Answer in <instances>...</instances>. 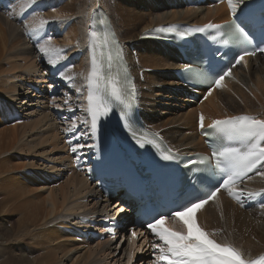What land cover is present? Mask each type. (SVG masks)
Wrapping results in <instances>:
<instances>
[{
  "label": "bare ground",
  "instance_id": "bare-ground-1",
  "mask_svg": "<svg viewBox=\"0 0 264 264\" xmlns=\"http://www.w3.org/2000/svg\"><path fill=\"white\" fill-rule=\"evenodd\" d=\"M114 1L38 0V5L28 6L27 0H0V264L163 262L158 259L159 248H147L144 240L130 246L126 227L115 237L106 236L99 240L93 236L100 229L93 227L92 223L98 225L112 218L128 219L129 214L125 210L120 212L123 207L117 209L115 204L107 205L100 198L95 189L96 182L89 181L71 163L67 148L75 147L78 142L62 140L64 133L76 138L91 125V116L83 106L87 103V47L90 33L95 32L92 27L96 25L93 23L96 12L107 14L125 47L124 58L135 79L136 105L144 125L164 140L172 152L188 153L195 146L202 149V139L196 130L197 114L203 115L204 125L244 112L264 119L263 104L261 111L254 108L243 111L237 103L234 105L235 99L229 94L226 102L232 104L231 108L228 107L232 110L222 109L224 106H220V93L217 92L220 87H214L211 95L202 92L198 101L184 98V88L174 73L183 65L179 61L180 54L175 53L170 45L142 37L146 29L158 24L225 20L229 12L228 3L196 9L187 8L185 0H146L148 13L140 12L138 15L131 13L125 5L114 4ZM52 8H56L64 18L45 26L43 32L30 35L31 28L39 27L41 15L49 20L56 15ZM26 24L28 28H25ZM49 35L53 40L45 44L47 52L41 53L37 44L45 43ZM131 41H134V46H131ZM100 43L95 44L97 48ZM150 46L157 54L141 53L142 47ZM131 47L135 60L129 54ZM138 51L143 59L148 60V67L162 70L156 72L155 79L168 86L164 97L171 96L168 98L170 101H160L167 106L166 110H160L162 108L151 103V91L156 85L151 81V75L145 73L144 78V74H140L141 66L135 65ZM63 57L71 58V65L66 66ZM49 60L57 63L50 64ZM46 65L49 71L42 73ZM241 65L245 70L238 76L242 71L238 70ZM51 71L53 78L49 75ZM61 72L72 79H65ZM233 78L240 86H255L256 92L251 95L264 96V55L245 57L232 69L231 75L225 77L222 87L230 89ZM48 93L52 95L48 96ZM245 99L246 107L255 106L251 98ZM175 101H180L182 108L184 101L193 105L196 122H193L192 111H188L179 113L181 117H173L176 119L174 122L181 124L180 128L166 127V121L161 122L160 118L166 111L169 114L176 111L178 104ZM158 109L162 116L157 114ZM84 118L88 121L85 125L82 123ZM73 121L77 125L76 130L67 131ZM260 171H264V167ZM241 188L246 194L259 193L264 189V177L254 174L244 181ZM199 211L201 225L221 243L233 244L247 258L264 251V208L241 210L220 195ZM169 225L175 223L169 222ZM215 231L218 235L213 234ZM158 245L165 246L160 240Z\"/></svg>",
  "mask_w": 264,
  "mask_h": 264
},
{
  "label": "snow or ice",
  "instance_id": "snow-or-ice-1",
  "mask_svg": "<svg viewBox=\"0 0 264 264\" xmlns=\"http://www.w3.org/2000/svg\"><path fill=\"white\" fill-rule=\"evenodd\" d=\"M220 2H223V0H220ZM27 3L28 6L38 5V0H27ZM227 3L230 14L236 17V19L227 22L226 25L205 24L203 27H194L178 34L187 35L188 32L205 33L208 29H215L218 36L222 38L220 42L225 46L244 43L251 45L252 37L246 31V28L241 26L244 23L243 20H240V23L236 22L237 19H240L237 16V9L240 5H245V0H227ZM52 12L56 13V15L51 20L45 19L41 15L39 18V27L31 28L29 34L35 35L43 32L45 26L53 21H61L64 18L62 14L57 12L56 8H52ZM241 12H243V9H241ZM11 15L9 13V16ZM28 27L26 24L25 28ZM155 31L174 33L177 32V29L174 26L161 27L155 29ZM45 35L47 34L45 33ZM99 39L101 38L96 32L90 33V42L93 44V47H95V42ZM111 39V37L105 35L103 37V43L108 44ZM211 39L216 41L217 36H212ZM52 40L53 37L49 35L45 43L37 44L41 53L47 52L45 44H50ZM258 50L264 52V48H259ZM60 51L63 52L64 50L60 49ZM256 51V48L243 50L235 58V62L214 79V86L222 87V81L226 76L231 75L232 68L240 65L246 56L256 55ZM63 58L66 59V57ZM116 58L123 59L122 52L118 46ZM107 59L109 62L112 61L113 56L111 52H109ZM48 62L53 65L57 63L54 60H49ZM61 76L67 80L72 79L63 72H61ZM88 80L89 91L86 97V111L91 116V130L93 135L98 130L101 117H107L115 106L122 105L120 110L121 119L124 121L123 126L139 147L144 148L146 144H151L157 148L159 147L155 139L147 138V133L138 134L133 129L131 123H129V113L136 98V87L134 83H131L127 77H125V82L122 84L117 76H106L103 71L97 68L95 57H93L91 62V71ZM101 82H103L102 86ZM208 95H211V90H209ZM205 99H207V96H205ZM56 107H60V105H56ZM82 123L87 124L88 121L85 120ZM76 127L77 125L73 121L72 127L67 131L74 132ZM209 127L214 129L221 137H227L231 141L238 142L240 146L237 147L232 144L214 146L211 156H200L195 160H190L188 163L190 165H202L204 166L202 171L213 175L220 173L226 178L218 186H215L205 194L197 196L182 204L179 208L171 210L168 214L160 215L159 218H155L152 222H149L147 227L151 230V233L166 246L153 244V247L159 248L160 255L158 259L160 261H166L167 264H264V256L254 260L246 259L243 253L236 247L230 244H222L212 239V234L205 231L197 223L195 216V213L203 209L210 201L216 200L218 193L222 189L226 190L230 197L236 199L243 206V201L240 200V194L234 193L230 185L235 184L237 180H243L244 178L250 179L248 174L253 172L257 176L264 177V171L258 170L259 167H264V119H258L248 115L232 116L222 120H215ZM200 128L202 130L205 128L202 114L200 116ZM204 134L209 135L207 132ZM79 147H84V145H79ZM76 150V147L72 148L73 152ZM167 151L168 153L171 152L170 149ZM174 158L171 154H162V159L166 161L173 160ZM248 195L250 197L257 195L264 196V189L259 193H249ZM261 207L264 208V203L261 204ZM169 219L175 224H178L179 227L176 229L168 227L167 222ZM131 235L135 239L137 235L136 231H132Z\"/></svg>",
  "mask_w": 264,
  "mask_h": 264
},
{
  "label": "rangeland",
  "instance_id": "rangeland-1",
  "mask_svg": "<svg viewBox=\"0 0 264 264\" xmlns=\"http://www.w3.org/2000/svg\"><path fill=\"white\" fill-rule=\"evenodd\" d=\"M69 1V0H68ZM146 0H126V1H124V0H115L114 1V4H116V3H118V4H120V5H125L126 7H128V8H130V12L131 13H137L138 15H139V13L140 12H142V13H148V9H146L147 8V6L148 5H146ZM60 5H62V3L60 4ZM117 5V4H116ZM155 11H156V8H155ZM153 13V12H152ZM138 34H139V32H138ZM138 36V35H137ZM46 38H47V36H46ZM134 41H131V46H134ZM138 45H141V44H138ZM147 52H151V53H154V54H157V52L154 50V49H152L151 48V46L150 47H142L141 48V53H143V54H145V53H147ZM129 54L130 55H132V57L134 58V50H133V48L131 47L130 48V50H129ZM137 57H138V59L135 61V65H140L141 66V68H142V70H140V74L142 75V73L144 74L143 76H144V78H145V73H147V74H149V76L152 78V80L151 81H153V83L156 85L153 89H152V93H151V103H153L155 106H156V108H162V109H160V110H166V105H163L162 103H160V101H164V102H169L170 100L168 99L169 97L171 98V96H169V97H164L165 96V94H166V91L165 90H167L168 89V86H165V85H161V84H159V82L157 81V79H155V77H156V72L157 73H160L162 70H160V69H156V68H150V67H148L146 64H147V59L145 58V59H143V56L140 54V51H138V53H137ZM134 60H135V58H134ZM143 60V61H142ZM143 62L142 64H141V62ZM48 65H46L45 66V68H44V70H43V72L42 73H46V72H48L49 71V69H47L48 67H47ZM163 68V67H162ZM243 68V69H242ZM238 70H242L241 71V73H238V76H240L241 74H243V72H244V70H245V68L241 65V67L238 69ZM163 73V72H162ZM152 74H154V76L152 75ZM143 76H141V78L142 79H144L143 78ZM51 77V76H50ZM148 77V76H147ZM154 79V80H153ZM253 80H255V78H254V76H253ZM149 81H150V79H149ZM171 86V85H170ZM159 88H164V90L163 91H160L159 90ZM62 90H59V92H61ZM256 92V87L255 86H252V88H250V87H247V86H240V85H238V84H236V79L235 78H233L231 81H230V89H225L224 87H220L218 90H217V92H218V94L220 95L219 96V98H221L220 99V106L222 105V106H224L222 109H225V108H227V109H229V110H232V109H230L231 108V105L230 104H228V102H226V96H227V94H229V95H231L235 100H234V105L237 103V105L239 106V109H241V110H246V109H253V110H259V111H261V110H263L262 109V106L264 105V96H259V97H257V96H255V95H251V93L252 92ZM169 93V92H168ZM226 93V94H225ZM223 94V95H222ZM170 95H173V94H170ZM57 96H58V94H57ZM56 96V97H57ZM223 96V97H222ZM40 99H43V98H41V97H39ZM218 98V99H219ZM245 98H251L252 99V101L253 102H255L256 104H255V106H253V107H246V104L244 103V101H243V99L246 101V99ZM172 100V99H171ZM173 101H174V99H173ZM219 101V100H218ZM248 101V100H247ZM157 102V103H156ZM177 102V103H176ZM186 101H184V106H183V108L182 107H180V101H175V103L176 104H178V106H177V109L175 108V112H172L171 114H169V111L167 112H165V113H162V115H160L159 114V109H158V111H157V114H159L160 116H162V118H160V121L161 122H165L166 123V127H169V128H173V129H175V128H177V127H179V125H181V124H179V122H174L176 119H173V117H175V116H179V117H181V115L179 114V113H186V112H188V111H192V119H194V114H195V110H194V108H193V105H188V104H186L185 103ZM227 103V104H226ZM250 104V103H249ZM263 104V105H262ZM230 105V106H229ZM220 106H219V108H220ZM185 107H190V108H192V110L190 109V108H185ZM228 107H230V108H228ZM149 108H151V107H149ZM152 109V108H151ZM194 110V111H193ZM234 110V109H233ZM234 112V111H233ZM59 116H60V114H58ZM196 115V114H195ZM196 120H197V115H196ZM196 120L194 119L193 120V122L195 121L196 122ZM160 126H162V125H160ZM164 126V125H163ZM180 128V127H179ZM181 130V129H180ZM183 132H186L185 130H182ZM112 261V260H111ZM112 264L114 263V262H111Z\"/></svg>",
  "mask_w": 264,
  "mask_h": 264
}]
</instances>
